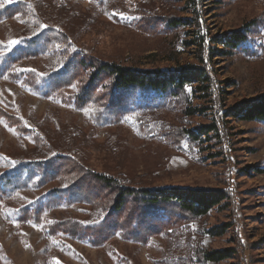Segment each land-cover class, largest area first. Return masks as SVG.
<instances>
[{
    "label": "rangeland",
    "instance_id": "1",
    "mask_svg": "<svg viewBox=\"0 0 264 264\" xmlns=\"http://www.w3.org/2000/svg\"><path fill=\"white\" fill-rule=\"evenodd\" d=\"M22 1L30 0H0V6ZM35 1L41 19L69 32L73 50L103 62L167 71L198 65L202 49L192 43L204 37L202 57L212 68V91L207 98L197 83L178 97L149 106L141 104L139 93L127 91L131 109L114 117L102 116V103H77L71 96L74 85L65 88V96L48 98L22 80L0 77V159L9 164L43 159L41 151L33 152L40 149L36 139L41 138L46 147L40 150H49L50 156L78 159L86 170L129 187L225 189L230 199L204 217L141 211L128 203L118 216L122 227L134 218V229L145 225L144 230L160 231L149 233L147 242L114 238L93 246L75 229L47 232L42 225L16 219L20 207L45 201L56 185L65 186L61 180L49 182L15 194L9 210L0 212V264H264V124L220 119L224 110L264 93V0ZM169 17L180 26L168 27ZM22 27L19 20L0 22V63L23 45ZM237 31L248 40L229 53L222 43H213V36ZM48 57L20 63L17 71H35L46 79ZM223 89L224 97H218ZM187 105L194 115L185 113ZM204 107L212 109L205 113ZM2 112L20 119L28 133L20 135ZM214 117L223 138L213 132L194 138L186 132L199 133ZM4 172L0 167V175ZM56 201L58 208L46 215L48 223L95 225L106 216L103 207L96 211L78 200ZM221 227L227 230L220 236L209 233ZM225 249H233L230 258L204 260L206 252Z\"/></svg>",
    "mask_w": 264,
    "mask_h": 264
},
{
    "label": "trees",
    "instance_id": "2",
    "mask_svg": "<svg viewBox=\"0 0 264 264\" xmlns=\"http://www.w3.org/2000/svg\"><path fill=\"white\" fill-rule=\"evenodd\" d=\"M38 3L30 0L0 6V22L19 20L23 26L22 36H24L23 45L16 47L14 52L11 51L4 55L1 60L0 77L14 81L22 80L32 90L48 98H53L55 95L65 96V88L74 85L76 92L71 94L72 98L80 105L87 102L102 103V116L109 113L116 117L124 110L131 109L129 96H126L127 91L132 94L139 93L141 104L144 106L161 105L171 98L180 96L188 86L197 83L199 84L197 88L203 91L207 98L210 97L212 68L204 64L205 58L202 57L206 43L204 37L199 36V39L196 41L194 39L192 43L196 44L200 50L202 49L200 52L202 64L198 65L180 66L167 71L141 69L115 61L103 62L73 50L69 32L60 30L59 24L54 25L41 19ZM176 21L178 19L169 17L166 23L168 27L174 28L180 26ZM247 40L248 36L243 31L233 32L223 37L213 36V43H222L228 53ZM212 52L209 53V59ZM47 56L51 61V72L48 78L45 79L35 71L26 73L17 71L20 63L35 61ZM224 90L219 91L218 97L221 95L224 97ZM185 109L187 115L196 113L192 111L190 105H187ZM204 109L207 113L212 107H204ZM2 115L20 135L28 133L29 130L24 127L20 119L6 112H2ZM224 117L264 124V93L255 99L242 101L229 110H224L220 119ZM221 128L214 117L210 124L199 128V133L190 129L186 132L194 138H198V134H209L210 132L223 138L224 135L219 134ZM36 146L40 149L46 147L41 138L36 139ZM40 149H34L33 152L41 151L43 159H18L14 164L0 159V167L5 169V172L0 175V212L6 213L9 210L10 201L16 197L15 194L21 195L27 190L61 180L65 186L57 187L56 185L52 191L48 192L45 201L43 198L35 205L20 207L14 212L16 219L23 224L32 221L42 225L47 232L55 233L60 227H68L71 232L75 229L74 233L77 232L82 238L89 239L93 246H101L114 238L126 241L131 237L135 242H147L149 233L160 231V228L156 227L144 230L145 225L134 229L132 226L135 223L134 218L122 227L118 216L126 210L128 203L134 204V207L141 211L166 209L194 217H204L213 209L224 206L223 204L230 199V193L225 189L129 187L113 176L86 170L78 159L62 155L50 156L49 150ZM109 190L111 193L107 192ZM56 200H60V204L65 200L69 202L78 200L80 204H87L96 211L97 208L103 207L106 216L95 225L81 224L71 220L48 223L50 219L46 215L58 208ZM225 227L217 228V230L211 229L209 233L220 236L227 230ZM121 231L122 235L119 234ZM233 253V249L210 251L204 254V260L220 262L230 258Z\"/></svg>",
    "mask_w": 264,
    "mask_h": 264
},
{
    "label": "snow or ice",
    "instance_id": "3",
    "mask_svg": "<svg viewBox=\"0 0 264 264\" xmlns=\"http://www.w3.org/2000/svg\"><path fill=\"white\" fill-rule=\"evenodd\" d=\"M13 43H15V41H13Z\"/></svg>",
    "mask_w": 264,
    "mask_h": 264
}]
</instances>
